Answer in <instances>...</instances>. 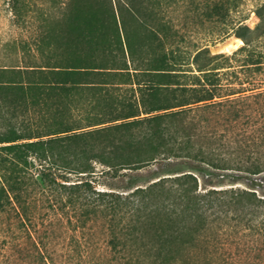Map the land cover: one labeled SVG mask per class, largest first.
Masks as SVG:
<instances>
[{
  "label": "trees",
  "instance_id": "trees-1",
  "mask_svg": "<svg viewBox=\"0 0 264 264\" xmlns=\"http://www.w3.org/2000/svg\"><path fill=\"white\" fill-rule=\"evenodd\" d=\"M169 1L10 0L14 24L36 36L0 63V233L15 231L0 234V264H20L27 245L32 263L49 264L46 219L99 217L123 264H264V197L202 191L178 166L264 172V80L229 74L239 61L264 69V2L255 27L223 32L243 41L233 53L190 56ZM242 1L204 14L227 23ZM98 174L127 181L99 189Z\"/></svg>",
  "mask_w": 264,
  "mask_h": 264
},
{
  "label": "rangeland",
  "instance_id": "rangeland-1",
  "mask_svg": "<svg viewBox=\"0 0 264 264\" xmlns=\"http://www.w3.org/2000/svg\"><path fill=\"white\" fill-rule=\"evenodd\" d=\"M169 1V0H168ZM35 2V10L47 9V0H32ZM177 2V3H176ZM214 0H170L168 11L175 18L176 24L180 29L183 37L179 38V43L190 51L193 55L197 47L207 45L212 53L224 52L226 54L233 53L243 44V41L235 35L224 37L223 32L230 30L233 23L242 20L251 27L259 22V18L254 10L257 5L264 0H243L237 10L231 11L227 18V23H218L213 19H207L204 12L210 10ZM36 36L33 26H18L13 22V14L10 7V0H0V63H9L17 61L22 56L19 51L22 45L27 42L31 46H35L34 38ZM259 49L264 51V37L261 38ZM17 48L18 53L12 52ZM191 60V59H190ZM242 62H235L239 72L233 73V67L230 68L229 74H258L260 79L264 80V69L245 70L240 69ZM180 170L192 169L199 177V189L204 191L207 188H246L256 191L261 197H264V172L256 175H247L236 170L229 171L225 175L220 171L210 170L208 173L198 172L190 167V164L178 165ZM98 168L102 167L98 165ZM148 171L143 170L146 174ZM124 181H115L97 175L96 185L99 189H108L113 186L120 189L125 185ZM5 217V216H4ZM10 220L4 218V227L9 228ZM43 222V221H42ZM1 226V225H0ZM47 226L53 231L51 235H47L41 245V251L50 256L49 264H123L113 258L111 248L106 242L105 226L102 218H93L88 221L85 227H80V223L72 220L70 222L66 218L62 220L56 219L53 224L50 220H45L42 229ZM5 227V228H6ZM15 231L2 232L9 236ZM0 233V234H2ZM42 239V238H41ZM3 249L2 237L0 238V251ZM29 246L22 247L23 258L20 264H34L27 257ZM35 264H45L44 262Z\"/></svg>",
  "mask_w": 264,
  "mask_h": 264
}]
</instances>
